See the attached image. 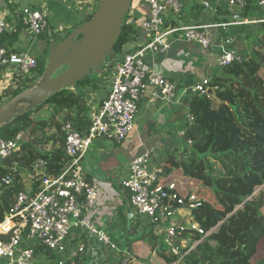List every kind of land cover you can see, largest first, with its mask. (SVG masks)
Wrapping results in <instances>:
<instances>
[{
  "label": "built area",
  "instance_id": "1",
  "mask_svg": "<svg viewBox=\"0 0 264 264\" xmlns=\"http://www.w3.org/2000/svg\"><path fill=\"white\" fill-rule=\"evenodd\" d=\"M3 1L0 7V36L10 31L13 23H19L32 38L48 32L46 1L23 8L11 1ZM224 4L222 6L217 0L211 5L214 12L219 11L224 16L222 21L215 22L205 14L201 20L184 24V6L177 0H132L123 19V25L129 27L131 33L114 60V66H111L109 91L101 101L88 100L86 103L89 111L85 130L76 129L70 122L62 125L66 161L57 176L46 175V162L42 158L36 160L30 175L32 180L39 182L37 189L19 191L13 206L0 222V264H39L40 255L48 257L52 253H56L58 258L54 261L51 257L48 264H74L77 258L89 264L86 260L89 247L86 235L99 245L101 254L108 251L120 257L112 264H127L134 258L121 227L109 229L86 220L85 215L95 208L102 192L107 195L108 205L111 206L120 196L113 189L104 190V180L90 179L83 160L96 140L120 144L127 139L134 130L139 102L149 89L154 98L160 96L166 102L175 100L178 85L164 74L168 64H148L146 57L157 58L179 40L196 49L199 57L196 56L195 60L198 63L209 67L214 64L221 71L241 60L238 52L231 47L230 27H249L253 35L264 36L261 35L264 29V0H224ZM205 5L209 6L207 0ZM220 29L226 35L218 37ZM141 30L146 31V40L136 44L135 39ZM57 32L61 33L62 29ZM130 45L132 49H127ZM36 68L35 57L28 53H12L0 44V95L22 79L33 80ZM208 83V78H201L186 87L185 91L190 96L207 95ZM72 90L77 91L74 87ZM191 119L187 114L186 120ZM28 139L22 130L11 138L0 134V185L10 187L14 184L13 173L4 174L2 168L8 159L22 152ZM36 148L41 153L50 149L40 145ZM152 155L153 150H150L131 161L121 187L127 193L129 206L136 215L160 229L165 253L179 257L176 245L179 233L189 231L201 236L192 244L191 248H194L216 227L204 232L194 220L192 213L202 205V198L194 193L180 194L174 182L167 185L159 182L162 168H149ZM16 169L18 164L15 163L12 171ZM188 241L181 240V246H186ZM102 258L99 264H104L107 259L106 256Z\"/></svg>",
  "mask_w": 264,
  "mask_h": 264
},
{
  "label": "trees",
  "instance_id": "2",
  "mask_svg": "<svg viewBox=\"0 0 264 264\" xmlns=\"http://www.w3.org/2000/svg\"><path fill=\"white\" fill-rule=\"evenodd\" d=\"M93 14L79 24L89 21ZM232 28H229L234 38L231 47L241 60L222 68L220 75L208 83V88L214 91L220 103L208 95L190 98L187 112L192 119L186 121L182 133L186 144L180 151L179 160L175 154L165 159L159 174L161 184L174 182L180 194L194 193L202 198V205L192 213L194 220L204 232L216 229L194 248H191L192 244L202 237L189 231L179 233L176 239L179 262L178 256L165 253L156 237L151 239L148 233L138 238L128 236V248L134 254V264H264V251L253 262L259 242L264 238V37L253 35L249 27ZM130 33L131 29L123 25L113 46L116 55L120 54ZM44 34L39 37H44ZM15 35L17 31L2 34L0 44L11 41ZM36 62L33 80L40 77L45 68L43 61L36 59ZM33 80H20L16 87L5 91L7 94L3 98L10 99L26 91ZM76 85L82 89L64 88L0 127L4 138H11L20 130L29 137L22 152L8 159L2 168L4 174L12 172L15 181L10 187L0 185V222L13 206L17 193L25 190L22 174L32 173L38 158L46 162V175L57 176L61 172L66 161L62 125L70 122L80 131L87 127L89 107L83 88L92 87L91 90L96 91L98 87L90 78ZM3 98L0 97V104ZM48 109L52 110L48 118L33 119V114ZM60 114L63 116L58 122L55 117ZM47 129L51 131L50 135H46ZM37 145L50 149L41 153ZM211 159L219 163L223 171L219 175L213 174ZM15 163L18 169L12 171ZM38 183L31 179V191L37 189ZM256 188L263 189L255 193ZM131 232L128 231L129 234ZM183 239L189 240L184 247L180 244ZM141 242L148 246L136 247L135 244ZM148 248L155 254H143L141 249L148 251ZM131 263L132 260H128L127 264ZM74 264L85 262L77 258Z\"/></svg>",
  "mask_w": 264,
  "mask_h": 264
},
{
  "label": "crops",
  "instance_id": "3",
  "mask_svg": "<svg viewBox=\"0 0 264 264\" xmlns=\"http://www.w3.org/2000/svg\"><path fill=\"white\" fill-rule=\"evenodd\" d=\"M44 4L48 12L51 11L53 14V19L51 22L49 20L50 32L46 35L47 40L54 37V32L59 28L62 29L61 35L72 31L75 27L79 26L80 22L94 12L97 9L100 0H41L37 5ZM184 6L182 22L185 24L190 22H196L205 14L209 19L215 22H220L224 19V16L219 11H213L211 5L217 0H207L209 6L205 5L206 0H177ZM220 4H224V0H218ZM67 2H71L73 5L69 7ZM4 4L3 0H0V7ZM36 5V6H37ZM200 9L199 12L197 11ZM197 16H194L197 12ZM219 19V21H218ZM64 24H62V22ZM72 27V30L70 29ZM234 28V27H233ZM232 28V29H233ZM70 29V30H69ZM17 31L11 41H5L2 46L12 53H22L20 47L18 46V41L21 36V32H27L25 28L20 26L19 23H13V27L9 32L5 34L9 35ZM247 33V32H245ZM27 34V33H26ZM146 31L141 30L140 34L135 39L136 44L143 43L146 39ZM224 34L223 29L218 32V37H222ZM59 35V36H61ZM30 36V35H29ZM50 36V37H49ZM57 36V37H59ZM44 40L42 43V51L45 50V43L47 40L44 37H40ZM233 38V37H232ZM234 39V38H233ZM46 40V41H45ZM51 41H49L50 44ZM136 46V45H134ZM49 47V46H48ZM130 45L127 49H132ZM48 53V50H47ZM199 57L196 53V49L190 45L185 44L179 40H176L170 50L158 55L157 58L153 59L151 57H146L145 62L148 64H168L167 70H165L166 77L177 83L178 88L176 91L175 100L173 102H166L161 99L160 96L154 98L151 96L152 90L149 89L147 93L142 97L138 105L141 106V111L145 115L149 116L150 126L145 125V130L141 133H145V136L139 137L138 141L131 143L132 133L138 130V123L134 124V130L127 137L125 141L116 145H111L105 140H96L92 147L89 149L87 158L83 160L84 169L86 170L88 177L90 179L104 180L103 184L104 190L113 189L116 195L120 198L113 202L112 206L108 205L107 195L102 192L99 196L95 208L90 210L86 215V220L92 223H97L99 226L109 227L113 229L116 227H121L125 233L128 240V236L131 238H138L143 236L145 233L150 235V238L156 237L157 239L163 238L162 232L157 226L150 224L147 220L136 215L133 209L129 206L128 195L121 187V181L127 176L129 164L131 161L147 151L153 150V155L151 157L149 168L155 169L161 167L164 164L165 159L172 155L178 153L183 149L184 145L179 143V139L182 138V133L185 128H181L182 124H178L180 120H185L188 114L187 106L190 96L186 91V87L193 85L195 82L199 81L201 78H211L220 75L221 71L218 70L215 65L209 67L198 63L195 59ZM98 91L90 92V101L98 102L101 101L104 96L109 91V79L105 80L103 84H98ZM76 89V88H75ZM138 115V114H137ZM139 119V117H138ZM168 122V123H167ZM160 129V130H159ZM173 136V137H172ZM175 137V139H174ZM180 146V147H178ZM180 148V149H179ZM22 176L27 177V181L31 185V175L29 173H24ZM22 181L23 180L22 178ZM31 190V186H30ZM29 190V191H30ZM127 228V231L124 229ZM132 231L130 234L128 231ZM86 240L88 241V254L86 257L87 263L89 264H99L103 261L104 256L107 257L104 264H112L120 260L118 255H113L108 251L101 250L99 245L95 240L86 235ZM129 241V240H128ZM136 247L148 246L147 243L141 242L140 244H135ZM143 254H149L154 252L141 249ZM132 253L131 249L129 250ZM45 260L46 257L43 255L39 256V261ZM131 262V259H130ZM135 260L132 259L134 264ZM47 264V262H46Z\"/></svg>",
  "mask_w": 264,
  "mask_h": 264
},
{
  "label": "water",
  "instance_id": "4",
  "mask_svg": "<svg viewBox=\"0 0 264 264\" xmlns=\"http://www.w3.org/2000/svg\"><path fill=\"white\" fill-rule=\"evenodd\" d=\"M132 0H100L92 18L67 32L61 38L52 39L48 48V61L38 85L30 91L19 93L0 104V127L27 111H18V104L27 101L33 107L64 88L73 87L99 72L106 59L115 60L113 46L119 39L123 19ZM62 70L58 75H53ZM207 95L216 99L212 89Z\"/></svg>",
  "mask_w": 264,
  "mask_h": 264
},
{
  "label": "rangeland",
  "instance_id": "5",
  "mask_svg": "<svg viewBox=\"0 0 264 264\" xmlns=\"http://www.w3.org/2000/svg\"><path fill=\"white\" fill-rule=\"evenodd\" d=\"M7 1H11L15 5H17L19 8H23V7H34L41 0H7ZM67 3L69 5V7H71L73 5L71 2H67ZM222 6H225V4H222ZM51 19H53V14L50 11L49 12V16H48V22H49V20L51 22ZM61 22H62V24H64L63 21H61ZM70 29L72 30V27ZM50 30H52V28L50 29V26H49L48 33L50 32ZM26 33L24 31H22L21 32L20 39L18 41L19 42L18 43V46L20 47L21 52L22 53H28V54L32 55L33 57H36V59H39V60L43 61L45 63V65H46V63L48 61L47 50L49 48L48 47L49 46V41H51L52 39H55V38L56 39L57 38H61L63 35H61V33H58L56 31V32H54V34H55L54 37L52 39H50L51 38L50 37L49 40H47V36L45 35L47 32H45L44 38L47 40V41L45 40L46 41L45 43L47 44V47L45 46V50L42 51V43L44 42V40L42 38H40V37L32 38L31 36H29L28 32H26ZM59 35H61V36H59ZM261 35H264V29H263ZM57 36H59V37H57ZM262 37H264V36H262ZM115 62L116 61H114V60L106 59L104 61L103 66L100 68L99 72H97V73H90L88 75V78H90L92 80L93 84H95L98 87V84H103L105 82V80L109 79V77L111 76V66H114ZM61 71H62L61 69L58 70L53 75V77L56 76V75H58ZM40 78H41V76L38 77L36 80H33V83L31 84V86L29 87V89H27L26 91H30L33 88H35L38 85V83L40 81ZM16 86H17V84L13 85V88L16 87ZM73 87H74V89L76 88L77 90H81L82 89V87L77 86L76 84ZM91 89H93V88L92 87H90V88L89 87L83 88L84 93H86V95H85V102L86 103L88 102V100L90 98V92L92 91ZM96 91H98V90H96ZM4 94H7V93L5 91L4 92H1L0 97L3 98L4 97L3 96ZM7 100H9V99L3 98L2 102L4 103ZM32 108H33V106L30 103H28L27 101H23V102L19 103L18 104V107H17L18 111H21V112L27 111V110L29 111ZM142 112L143 111H141V106H140L139 107V113H138V111L136 113L137 119H136V116H135L136 123H138L139 127H138V130L137 131H134L132 133V138H131L132 141H131V143H134V142L138 141V138L139 137L145 136L146 134L145 133H141V132H142V130H145V128H144L145 125L150 126L147 123V122L150 121L149 120V116L148 115H145ZM51 113H52V110L51 109H48L47 111L46 110H43V111L39 112L38 114H33L32 117H33V119H36L37 117H39V118L40 117H42V118H48ZM62 114H60V115H58V116L55 117V119L58 122L61 121L62 116H63ZM138 117H139V119H138ZM135 119H134V124H135ZM186 121H187L186 119L185 120L182 119V120L179 121L178 124H182V127L181 128H185ZM150 127H153V123H152V126H150ZM45 132H46V135H50V133H51V131L50 130L48 131V129ZM39 135L40 134L38 133L37 136L39 137ZM174 139H175V137H174ZM178 141H179L180 144H183V145L186 144V141L183 140V139H179ZM109 143L112 146L113 145L119 146L118 144H113L112 142H109ZM178 147H180V146H178ZM175 155L178 157V160H179L178 153H176ZM210 163L213 166V169H214V173L213 174L215 176L216 175H219L221 172H223L218 162H215V161H213L211 159L210 160ZM22 178H23V180H25V181H22L25 190L26 191H29L31 185L29 184V181H27L28 180L27 177L26 176H24V177L22 176ZM262 189L263 188H256L255 193H257L259 190H262ZM124 229L127 231V228L125 226H124ZM124 240L127 241L126 237L124 238ZM119 244H121V242H119ZM159 245L161 246V248L163 250L166 249V246L163 243V238H160L159 239ZM263 251H264V238L259 242L258 252H257V255L254 258V261L253 262H256L257 259H259L261 257ZM51 257L53 258L52 260H54V261L57 260V258H58V256H57L56 253H52L51 256L46 257L47 264H48L49 260L51 261ZM46 262H45V260H41V261H39V264H46Z\"/></svg>",
  "mask_w": 264,
  "mask_h": 264
}]
</instances>
